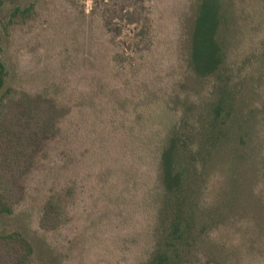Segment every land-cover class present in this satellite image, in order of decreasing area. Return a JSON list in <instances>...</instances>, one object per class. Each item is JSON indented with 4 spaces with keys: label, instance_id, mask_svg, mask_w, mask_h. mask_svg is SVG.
Returning a JSON list of instances; mask_svg holds the SVG:
<instances>
[{
    "label": "rangeland",
    "instance_id": "374dc122",
    "mask_svg": "<svg viewBox=\"0 0 264 264\" xmlns=\"http://www.w3.org/2000/svg\"><path fill=\"white\" fill-rule=\"evenodd\" d=\"M29 4L31 17L7 36L0 29L5 87L44 91L67 111L24 180L23 202L0 214L1 233L19 232L32 245L30 264H137L172 225L180 229V216L196 248L216 254L240 217L259 218L252 189L264 151V64L252 76L237 47L223 72L188 73L181 60L194 0H0V25ZM119 8L139 20H118ZM170 137L187 143L178 162L190 173L177 198L151 172ZM204 183L216 213L206 240L202 216L191 211ZM51 197L68 213L47 231L39 214ZM242 247L233 264H264V249Z\"/></svg>",
    "mask_w": 264,
    "mask_h": 264
},
{
    "label": "trees",
    "instance_id": "16d2710c",
    "mask_svg": "<svg viewBox=\"0 0 264 264\" xmlns=\"http://www.w3.org/2000/svg\"><path fill=\"white\" fill-rule=\"evenodd\" d=\"M194 7L191 24L184 34L185 48L181 62L186 71L201 79L215 76L223 72L230 58V51L237 53L241 48L245 49L252 76L259 73L264 64V0H194ZM33 14L32 4L12 8L0 25L2 36L9 35L13 26L24 22ZM115 16L128 24L139 20L136 10L119 8ZM116 32H120V27H117ZM2 36L0 35V214H11L14 207L24 200L25 178L32 170L35 160L46 156V146L59 134L58 122L67 111L63 106L56 105L44 91H19L5 87L9 72L2 59ZM216 107V113H219L220 107ZM185 145L187 143L179 141L177 137H170L156 153L152 165L151 172L156 176L161 191L172 198H177L179 194L182 196L190 173L189 168L182 167L178 162ZM190 146L192 145L189 148ZM256 170L252 192L257 200L260 216L254 220L253 213L250 212L240 217L235 223V233L228 234L220 241V252L213 254L211 250L208 253L206 249H197L198 240L196 235L190 233L188 218L182 219L180 216V229L177 224L172 225L167 240L164 239L162 245L154 244L148 255L137 264H233L239 262L241 254L246 251L242 245L248 247L251 253L258 248L264 249V151ZM207 188L204 183L195 198L194 210H191L202 216L198 236L204 239L209 236V222L216 214L209 212L212 201L210 202V195L206 192ZM64 213H68L64 203L59 198H49L40 210L39 226L47 231L57 229L65 221ZM232 249H238V257L235 259L230 254ZM33 253L32 245L19 232H0V264H30ZM220 255L227 259V263L219 262Z\"/></svg>",
    "mask_w": 264,
    "mask_h": 264
}]
</instances>
